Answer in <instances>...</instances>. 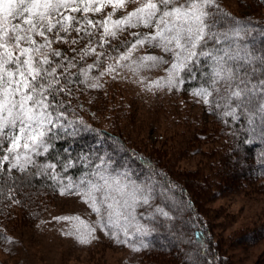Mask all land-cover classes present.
<instances>
[{
	"label": "rangeland",
	"instance_id": "1",
	"mask_svg": "<svg viewBox=\"0 0 264 264\" xmlns=\"http://www.w3.org/2000/svg\"><path fill=\"white\" fill-rule=\"evenodd\" d=\"M140 3L143 0H127L125 7L115 11L113 20L123 18ZM215 3L219 9L210 12L226 25L242 20L252 25L264 23V0ZM112 11L111 7H104L100 12L103 15L98 14L104 19ZM71 33L58 35L64 39ZM153 34L154 27L142 24L117 30V41L127 39L128 44L119 51L100 47L104 56L102 63L99 60L100 67L92 64L98 50L89 53V60L76 51L72 57L76 61L70 67L81 72L82 78L77 82L80 93L73 96L76 109L67 117H79L87 128L101 135L104 131L119 136L125 146L179 181L190 175L196 196L201 198L203 219L211 226L223 259L229 264H264V178L251 180L250 174L244 172L239 179L241 165L245 167L242 171L249 165L246 167L248 161L232 150L229 133L234 118L227 124L218 120L212 108L213 95L205 103L202 95H196L200 91H186L181 83L169 87L175 53L166 51L158 42L137 45L128 60L114 59L129 51L137 39ZM131 36L136 40L130 43ZM49 37L56 39L54 34ZM147 56L156 57L159 62L144 60ZM64 112L61 125L68 110ZM260 155L261 152L255 153V162ZM255 162L251 164L254 166ZM100 172L119 177L121 187L127 185L122 195L115 190L112 193L118 203L112 209L111 221L100 193L95 194L99 214L85 202L89 199L88 182L103 183ZM232 179L235 183L225 187ZM83 181L68 183L62 188L63 195L62 189L25 191L16 186L10 190L0 207V264H146L151 229L142 218L151 210L158 212V203L149 200L148 193L142 191L144 186L131 181L127 174H109L104 168ZM81 235L87 242H80ZM248 235L254 237L252 242H243Z\"/></svg>",
	"mask_w": 264,
	"mask_h": 264
},
{
	"label": "snow or ice",
	"instance_id": "2",
	"mask_svg": "<svg viewBox=\"0 0 264 264\" xmlns=\"http://www.w3.org/2000/svg\"><path fill=\"white\" fill-rule=\"evenodd\" d=\"M126 2L127 0H0V149H4L3 141L8 143V147L4 149L6 154L0 157V171H4V163L24 171L25 165L33 163L30 154L40 155L41 150L46 153L49 134L53 128L62 126L59 120L64 114L59 108L63 103L57 101V95L65 91L64 87H60L57 75L62 65L57 63L53 66L49 51L45 50H50L52 56L61 54L51 50L52 40L49 34L62 39L58 35L60 32L74 31L91 37L94 32L89 29L100 28L103 30L102 42L106 43L109 36L116 37L117 30L123 31L140 24L146 28L154 27L155 34L137 39L130 45L129 51L114 59L128 60L137 45L149 41L158 42L166 51L175 53L176 63L172 64L169 72V87L182 83L177 74L190 61L202 56L214 61L212 87L219 93L220 89L216 85L221 82L224 84L227 95L222 99L226 106L231 107L235 102L236 108H247L257 94L264 101V55L257 58L254 53L248 52L241 56L238 46L232 48L231 41L233 38H241L240 32L232 29L219 30L220 22L210 12V9H219L215 0H143L134 11L121 19L113 20L115 11L125 7ZM104 7L113 9L104 19L93 20L89 17L90 12L100 13ZM77 13L81 15H75ZM37 37L40 39L37 40ZM209 42L228 43L225 47L208 50ZM172 45L174 48L170 47ZM91 51L94 53L95 49ZM87 54L88 49H85L82 55ZM143 59L159 62L153 56ZM230 61L239 63L233 66ZM257 69L260 71V78L252 83ZM109 71H112L111 67ZM196 95H202L207 103L212 92L203 88ZM258 111L264 120V102L259 103ZM55 167V164L47 165L49 169L54 170ZM11 168L7 171H11ZM99 180L103 183L88 182L89 199L85 202L90 203L99 214L100 207L97 206L98 198L95 194L100 193L109 209L111 221L112 209L118 203L112 199V193L115 190L122 195L127 185L121 187L119 177L111 178L103 172L99 173ZM61 194H64L63 189ZM79 239L81 243L87 242L83 235Z\"/></svg>",
	"mask_w": 264,
	"mask_h": 264
},
{
	"label": "trees",
	"instance_id": "3",
	"mask_svg": "<svg viewBox=\"0 0 264 264\" xmlns=\"http://www.w3.org/2000/svg\"><path fill=\"white\" fill-rule=\"evenodd\" d=\"M89 17L93 20H102L98 13L90 12ZM214 17L220 22L219 30H239L241 38H233L231 46L233 49L238 46L241 56L248 52L254 53L257 58L264 55V23L252 25L242 20L234 25L228 23L226 25L217 18V15ZM89 30L94 32L91 37L73 31L69 36L67 35V38L53 39L51 50L59 52L60 56H52L50 50H46L49 51L53 66L57 63L62 65L57 75L60 79V87H64L65 91L57 95V101L63 103V106L59 108L60 112L68 110L64 116L65 123L59 128L52 129L49 134L48 151L45 153L41 150L40 155L32 156L33 163L25 165L24 171L11 168V164L4 163V171H0V207L5 204L2 199L6 198L10 190L12 191L16 186L25 191L41 189L59 191L68 183H79L105 168L109 174H127L131 181L144 186L142 191L148 193L149 200L158 203L156 207L158 212L151 210L148 214L143 213L145 215L141 217L147 221L151 229L146 264H229L221 255L220 244L214 243L211 226L207 225L203 219L199 205L201 198L196 196L197 193L190 183V175L184 177L187 183L183 177L179 181L160 165L146 160L129 149L121 142L119 136L107 135L104 131L102 136L103 134L87 128L86 123L79 117H67L76 109L73 106V96L80 93L77 90L79 86L77 82L82 78L81 72L69 67L76 61L72 59L73 54L76 51L82 53L88 49L85 58L89 60V53L94 48L98 50V55L92 59V64L100 67L104 60L101 48L109 50L112 47V51H119L120 47L128 44L127 39L117 41L116 37L114 40L107 38V42L103 43L102 29ZM73 40L76 42L73 43ZM133 40H136L135 36L128 39L130 43ZM227 43L209 42L207 49L222 48ZM229 63L235 66L239 62L230 61ZM213 66L214 61L211 58L205 59L202 56L190 61L181 71V86L186 91H201L207 88L212 92L211 98L214 105L212 108L218 120L227 124L231 118H234L229 133L234 145L232 150L241 155L244 161L249 162L245 164L246 167L249 165L246 171H242L245 167L241 165L239 179L240 176H244V172L250 174L251 180L264 178V120L261 119V113L258 111L259 103L264 101H261L257 94L253 97V103L247 108H236L235 102L231 107L226 106L222 99L227 95L224 84L221 82L216 85L217 88H222L219 93H215L212 87ZM259 78L260 71L257 69L252 83H256ZM233 112L234 115L231 114ZM226 113L229 114L226 115ZM3 144L6 149L7 141H3ZM4 149H0V157L6 154ZM256 152H261V158L255 162ZM251 162H255V165L253 166ZM48 164H55V169L47 168ZM9 168L11 171H7ZM53 176L56 178L53 179ZM229 182L230 184L227 183L225 187L229 188L235 183L233 179ZM253 238L252 235H248L243 242L250 243Z\"/></svg>",
	"mask_w": 264,
	"mask_h": 264
}]
</instances>
